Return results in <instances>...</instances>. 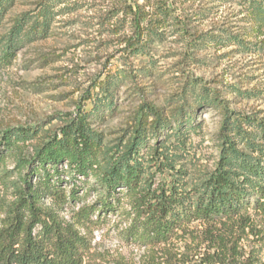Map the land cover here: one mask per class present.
<instances>
[{"label":"rangeland","instance_id":"374dc122","mask_svg":"<svg viewBox=\"0 0 264 264\" xmlns=\"http://www.w3.org/2000/svg\"><path fill=\"white\" fill-rule=\"evenodd\" d=\"M159 1L185 23L169 19L157 28L158 34L147 38L145 53L131 54L124 41L133 34L129 7L134 9L137 2L145 11H152ZM245 3L246 0H12L1 18L0 39L15 31L14 26L23 17L19 31L23 42L11 65L0 69V128L36 125L43 135L57 131L63 122L60 118L73 112L77 101L87 93L95 94L96 84L109 74L110 81H119L115 84L118 90L114 110L103 118L92 119V127L102 134L106 147L126 143L143 102H150L165 119H171L175 107L183 102L197 106V91H209L208 101L212 96L226 100L225 107L233 119H239L246 133L239 148L247 141L257 142L262 135L260 124L243 119L264 124V25L257 26L249 19ZM43 6L47 9L46 34L32 26ZM199 33L209 41L205 45L201 40L191 48L189 40ZM195 112L193 124L198 128L183 135V147H178L172 137L165 140L160 135L161 142L149 137L152 147L165 146L162 151L172 165L162 170L150 166L149 173H154L156 180L178 179L191 187L216 167L222 112L219 106L204 105ZM152 119L148 115L147 130ZM5 168H13L12 158L7 159ZM12 199L11 189L0 186V225L5 217L1 204ZM42 206L69 219L70 209L57 207L54 200H44ZM248 215L250 224L243 231L238 225H228L210 233V227L196 221L178 240L149 248L121 239L116 230L120 220L110 214L104 225L80 229L91 240L85 261L188 264L213 257L217 264H264V211L250 209Z\"/></svg>","mask_w":264,"mask_h":264},{"label":"trees","instance_id":"16d2710c","mask_svg":"<svg viewBox=\"0 0 264 264\" xmlns=\"http://www.w3.org/2000/svg\"><path fill=\"white\" fill-rule=\"evenodd\" d=\"M11 2L0 0V22ZM245 4L249 19L257 26L264 25V0H246ZM46 11L43 6L32 25L43 34L48 29ZM129 14L133 34L124 41L134 55L145 53L147 38L158 34L157 28L169 19L185 23L160 1L152 11L135 2ZM23 20L17 21L8 37L0 39V69L11 65L23 42L19 37ZM201 40L205 45L209 41L199 33L189 40V46ZM109 77L96 84L95 94L87 93L73 112L60 118L63 122L57 131L43 135L36 125L0 128V186L11 189L13 195L11 201L1 204L5 217L0 225V264H86L91 240L80 229L104 225L110 214L120 220L116 230L121 239L134 246L155 248L183 237L193 222L210 227V233L228 225H238L243 231L250 224L248 210L264 211V124L243 119L260 124L262 135L241 149L238 146L246 133L225 107L226 100L212 96L208 101L209 91H197V106L183 102L175 107L171 119H165L150 102H143L126 143L106 147L102 134L92 127V119L114 110L115 84L119 81ZM202 105L219 106L222 112L216 167L191 187L178 179L156 180L154 173H149L150 166L162 170L172 165L162 151L165 146L152 147L149 137L160 142V135L165 140L172 137L183 147V135L198 128L194 125L195 111ZM148 115L153 119L147 130ZM9 158L13 159L11 169L5 168ZM48 199L59 208H69V219L45 209L42 204ZM188 264L217 261L212 257Z\"/></svg>","mask_w":264,"mask_h":264}]
</instances>
